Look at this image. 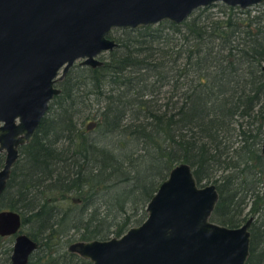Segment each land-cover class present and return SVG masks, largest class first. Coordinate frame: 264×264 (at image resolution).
<instances>
[{"label": "trees", "instance_id": "obj_1", "mask_svg": "<svg viewBox=\"0 0 264 264\" xmlns=\"http://www.w3.org/2000/svg\"><path fill=\"white\" fill-rule=\"evenodd\" d=\"M217 5L180 23L116 28L102 65L74 64L58 80L0 194V209L18 211L37 242L28 264H93L69 243L139 224L180 162L198 184L215 183L211 220L252 217L245 264H264V1ZM12 242L0 235V264Z\"/></svg>", "mask_w": 264, "mask_h": 264}, {"label": "water", "instance_id": "obj_2", "mask_svg": "<svg viewBox=\"0 0 264 264\" xmlns=\"http://www.w3.org/2000/svg\"><path fill=\"white\" fill-rule=\"evenodd\" d=\"M218 1L247 8L264 0H0V194L19 146L31 140L61 91L58 80L76 61L102 65L101 56L118 45L115 28L180 23ZM217 199L215 183L198 184L191 166L177 163L139 224L119 236L72 241L68 249L93 264H245L252 217L237 226L211 220ZM0 235H13L9 264H28L37 242L21 231L18 211L0 209Z\"/></svg>", "mask_w": 264, "mask_h": 264}, {"label": "rangeland", "instance_id": "obj_3", "mask_svg": "<svg viewBox=\"0 0 264 264\" xmlns=\"http://www.w3.org/2000/svg\"><path fill=\"white\" fill-rule=\"evenodd\" d=\"M216 4H211V5H209L210 6V9H212V10H216V11H218V10H222L221 8H219V6L217 5V4H222V5H226V4H224V3H222V2H220V1H218V2H215ZM208 6V7H209ZM251 8H252V10L254 11V10H256L255 8V5H252V6H250ZM158 23V22H157ZM156 24V23H155ZM151 25V24H150ZM116 29V28H115ZM115 29H113V30H115ZM113 30H112V32H113ZM111 32V36L113 37V38H115V40H116V35L114 36V34ZM117 41V40H116ZM117 43H118V41H117ZM115 48V47H114ZM107 52H109V51H107ZM106 52V53H107ZM105 53V54H106ZM105 58H102V60H104ZM75 64H78V62L76 61V63ZM70 70H72L73 71V73H77V67H75V66H73V67H70L69 68V71ZM2 157L4 158V153L2 152Z\"/></svg>", "mask_w": 264, "mask_h": 264}, {"label": "flooded vegetation", "instance_id": "obj_4", "mask_svg": "<svg viewBox=\"0 0 264 264\" xmlns=\"http://www.w3.org/2000/svg\"><path fill=\"white\" fill-rule=\"evenodd\" d=\"M57 85H58V84H57ZM23 144H24V143H23ZM21 145H22V144H21ZM21 145H20V146H21ZM20 146H19V147H20ZM260 149H261V147H260ZM261 153H262V152H261ZM262 155H264V154H262ZM3 159H4V158H3ZM263 178H264V177H263ZM262 181H263V180H262ZM261 191H262V183H261ZM250 217H251V216H250ZM247 219H248V218H247ZM247 219H246V220H247ZM246 220H245V221H246ZM245 221H244V222H245ZM242 223H243V222H242ZM242 223H241V224H242ZM239 225H240V224H239ZM249 226H250V225H249ZM249 245H250V242H249ZM248 255H249V254H248ZM247 258H248V257H247ZM246 260H247V259H246ZM245 263H246V262H245Z\"/></svg>", "mask_w": 264, "mask_h": 264}]
</instances>
